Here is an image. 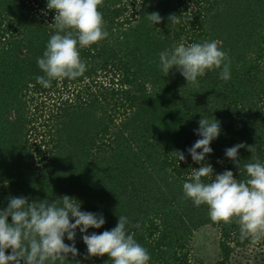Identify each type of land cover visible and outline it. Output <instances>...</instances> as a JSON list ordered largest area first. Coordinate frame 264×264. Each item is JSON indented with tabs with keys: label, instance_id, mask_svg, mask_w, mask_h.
<instances>
[{
	"label": "trees",
	"instance_id": "16d2710c",
	"mask_svg": "<svg viewBox=\"0 0 264 264\" xmlns=\"http://www.w3.org/2000/svg\"><path fill=\"white\" fill-rule=\"evenodd\" d=\"M142 2L138 9L136 0H102L108 36L80 49L86 71L45 88L36 79L44 75L37 58L54 33L55 10H47V0H0V209L10 196L66 194L82 211L105 217L88 234L111 230L126 216L149 264H208L194 252L202 227L219 233L215 264H240L237 256L248 249L254 264H264V234L241 241L236 223L212 222L208 206H195L182 187L201 166L188 149L201 138L194 130L203 115L220 122L204 161L215 173L245 178L225 155L239 143L253 145L264 162V0ZM152 12L160 23L147 19ZM171 14L179 23H170ZM205 40L227 53L230 80L214 69L195 87L175 68L167 76L161 71V51ZM252 155L241 148V165ZM82 235L77 229L79 254L65 264H112L107 254L87 256ZM65 243L73 241L65 236Z\"/></svg>",
	"mask_w": 264,
	"mask_h": 264
},
{
	"label": "clouds",
	"instance_id": "9594fccd",
	"mask_svg": "<svg viewBox=\"0 0 264 264\" xmlns=\"http://www.w3.org/2000/svg\"><path fill=\"white\" fill-rule=\"evenodd\" d=\"M139 9L143 2L136 0ZM102 0H47V10H55L54 33L50 36L46 50L37 58L38 67L44 75L37 82L43 87L51 86L53 80L75 79L86 71L81 60L80 49L98 43L108 36L104 30L103 14L99 11ZM47 15V12H44ZM154 24L162 21L159 12L147 13ZM171 24L179 23L176 14L168 17ZM227 53L215 40L202 43L184 42L159 53L161 71L167 76L175 68L186 78L187 84L199 87L198 77L207 71L222 69L220 79H231ZM194 131L201 138L188 149L199 168H192L183 183V193L195 206H208L212 222L236 223L241 241L257 239L264 234V162L254 156L253 145L239 143L225 150L239 168L244 179H237L232 170L215 173L206 156L213 152L211 142L221 133L220 122L204 115ZM248 148L253 153V162L241 165L239 150ZM202 149V151H198ZM175 155L179 161L186 159L182 151ZM222 163V161H220ZM209 178L205 182L202 178ZM69 195L57 199L30 201L25 196H10L6 208L0 209V264H65L71 254L78 255L75 246L77 229L83 233L87 256L107 254L112 264H149L150 254L129 233L126 216H119L117 225L102 233L90 228H101L105 223L102 213L82 211L81 203ZM11 217V220H9ZM74 221V222H73ZM139 227V224L135 225ZM65 236L71 245L65 243ZM11 249V253L8 250Z\"/></svg>",
	"mask_w": 264,
	"mask_h": 264
},
{
	"label": "rangeland",
	"instance_id": "374dc122",
	"mask_svg": "<svg viewBox=\"0 0 264 264\" xmlns=\"http://www.w3.org/2000/svg\"><path fill=\"white\" fill-rule=\"evenodd\" d=\"M42 98H48L47 94H43ZM47 102H50L47 99ZM52 102V101H51ZM219 233L214 228L202 227L201 230L197 231L194 238V252L204 259L208 264H215L219 258V248H218ZM250 251L244 250V254L238 255L241 258L240 264H254L253 258L250 257L245 252ZM251 253V252H250ZM245 255V258H243ZM252 259V261H251Z\"/></svg>",
	"mask_w": 264,
	"mask_h": 264
}]
</instances>
